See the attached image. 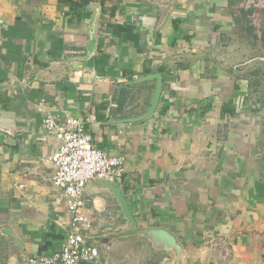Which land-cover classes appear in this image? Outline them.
<instances>
[{
	"label": "crops",
	"instance_id": "crops-1",
	"mask_svg": "<svg viewBox=\"0 0 264 264\" xmlns=\"http://www.w3.org/2000/svg\"><path fill=\"white\" fill-rule=\"evenodd\" d=\"M74 2L0 0V264L65 242L61 141L42 119L68 115L94 116V146L123 158L114 185L136 221L127 229L114 196L89 185L99 255L81 264H264V81L247 73L264 76V0ZM156 73L159 104L139 120ZM150 229L175 237L180 262L139 235Z\"/></svg>",
	"mask_w": 264,
	"mask_h": 264
},
{
	"label": "built area",
	"instance_id": "built-area-1",
	"mask_svg": "<svg viewBox=\"0 0 264 264\" xmlns=\"http://www.w3.org/2000/svg\"><path fill=\"white\" fill-rule=\"evenodd\" d=\"M95 121L65 116L63 122L51 116L42 119L46 132L59 141V150L51 157L54 166L52 184L62 190L70 216L66 239L50 257L31 258L27 264H81L95 262L99 255L89 243L91 219L85 213L84 190L89 181L104 180L118 184L124 173V160L94 146L86 124Z\"/></svg>",
	"mask_w": 264,
	"mask_h": 264
},
{
	"label": "water",
	"instance_id": "water-1",
	"mask_svg": "<svg viewBox=\"0 0 264 264\" xmlns=\"http://www.w3.org/2000/svg\"><path fill=\"white\" fill-rule=\"evenodd\" d=\"M97 22H98V13L95 14L93 18L92 28L91 31L89 32V41L87 48L89 53H93L96 47ZM143 80H154L155 83L150 93L149 106L145 114L140 118H138L139 120L145 119L154 113V111L156 110L159 104L160 97L162 94V87H163V78L160 73L152 74L148 77H145ZM89 185L97 186L111 193L120 206V212L126 221L127 229L130 230L136 229V221L133 217V214L129 208L126 199L124 198L122 192L119 190L117 186H115L111 182L104 180H92L87 183L85 190ZM139 235L147 238L155 247L162 248L166 252H172L175 255L177 261L178 262L181 261V247L177 243L175 237L166 230L163 229L143 230L139 233ZM13 240L15 243L18 244V242L15 239Z\"/></svg>",
	"mask_w": 264,
	"mask_h": 264
},
{
	"label": "trees",
	"instance_id": "trees-1",
	"mask_svg": "<svg viewBox=\"0 0 264 264\" xmlns=\"http://www.w3.org/2000/svg\"><path fill=\"white\" fill-rule=\"evenodd\" d=\"M63 2H65V3H67V2H69L70 3V1L71 0H62ZM73 1V0H72ZM74 3H76V4H72L71 5V8H78V7H82V6H85V5H87L88 4V0H80V2L77 4V2H74ZM264 37V36H263ZM263 41H264V38H263Z\"/></svg>",
	"mask_w": 264,
	"mask_h": 264
},
{
	"label": "rangeland",
	"instance_id": "rangeland-1",
	"mask_svg": "<svg viewBox=\"0 0 264 264\" xmlns=\"http://www.w3.org/2000/svg\"><path fill=\"white\" fill-rule=\"evenodd\" d=\"M263 10H264V9H263ZM263 25H264V20H263ZM235 45H238V44H235ZM240 45H241V44H240ZM245 45H246V44H245ZM250 54H252V53H249V52H248V53H245V54H244V57H245V58H248V56H249ZM240 56H241V55H240ZM253 72H254V71H252V70H247V73L252 74V76H253L254 78H260V77H261V78L263 79V81H264V78H263L264 76H262V75L260 74L259 77H257L258 75H254ZM256 82H257V80H256ZM262 84H263V87H264V83H262ZM257 87H258V86H257Z\"/></svg>",
	"mask_w": 264,
	"mask_h": 264
}]
</instances>
